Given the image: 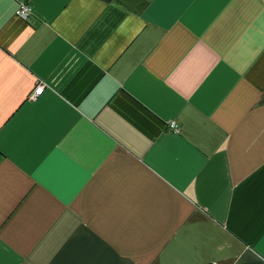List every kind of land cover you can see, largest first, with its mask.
I'll list each match as a JSON object with an SVG mask.
<instances>
[{
	"label": "crops",
	"instance_id": "1",
	"mask_svg": "<svg viewBox=\"0 0 264 264\" xmlns=\"http://www.w3.org/2000/svg\"><path fill=\"white\" fill-rule=\"evenodd\" d=\"M0 264H264V0H0Z\"/></svg>",
	"mask_w": 264,
	"mask_h": 264
},
{
	"label": "built area",
	"instance_id": "2",
	"mask_svg": "<svg viewBox=\"0 0 264 264\" xmlns=\"http://www.w3.org/2000/svg\"><path fill=\"white\" fill-rule=\"evenodd\" d=\"M14 13L21 17V18H27L29 14L31 13V6L28 2L20 1L16 4L14 8ZM44 88V82L43 81H37L32 88L29 91V97L35 98L42 92ZM167 127L173 130H178L179 126L177 125L176 121L174 119H169L167 122Z\"/></svg>",
	"mask_w": 264,
	"mask_h": 264
}]
</instances>
